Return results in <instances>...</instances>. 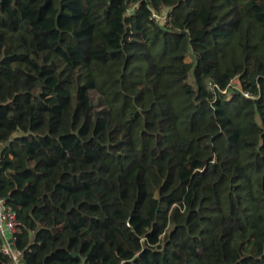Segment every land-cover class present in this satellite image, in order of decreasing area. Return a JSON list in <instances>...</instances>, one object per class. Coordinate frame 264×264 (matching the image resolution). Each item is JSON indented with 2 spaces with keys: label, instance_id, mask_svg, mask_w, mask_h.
I'll return each mask as SVG.
<instances>
[{
  "label": "trees",
  "instance_id": "obj_1",
  "mask_svg": "<svg viewBox=\"0 0 264 264\" xmlns=\"http://www.w3.org/2000/svg\"><path fill=\"white\" fill-rule=\"evenodd\" d=\"M0 196L20 264H264V0H0Z\"/></svg>",
  "mask_w": 264,
  "mask_h": 264
},
{
  "label": "built area",
  "instance_id": "obj_2",
  "mask_svg": "<svg viewBox=\"0 0 264 264\" xmlns=\"http://www.w3.org/2000/svg\"><path fill=\"white\" fill-rule=\"evenodd\" d=\"M149 18L155 20L160 25H168V19L165 13H157L155 10H152ZM237 78L238 75H235L230 80L229 87L221 91L226 92L228 89L231 91L235 87ZM209 85L211 86V83ZM243 95L250 97L248 92H243ZM20 231L21 228L17 220L16 211L6 202L4 197L0 196V238L2 241L0 251L9 258L10 264H20L23 252L16 247V241ZM79 264L88 263L83 260Z\"/></svg>",
  "mask_w": 264,
  "mask_h": 264
},
{
  "label": "rangeland",
  "instance_id": "obj_3",
  "mask_svg": "<svg viewBox=\"0 0 264 264\" xmlns=\"http://www.w3.org/2000/svg\"><path fill=\"white\" fill-rule=\"evenodd\" d=\"M133 9L132 8H129L128 12H131ZM167 12V10H166ZM186 62H194L195 61V55L194 53L190 50L186 56H185V59H184Z\"/></svg>",
  "mask_w": 264,
  "mask_h": 264
},
{
  "label": "water",
  "instance_id": "obj_4",
  "mask_svg": "<svg viewBox=\"0 0 264 264\" xmlns=\"http://www.w3.org/2000/svg\"><path fill=\"white\" fill-rule=\"evenodd\" d=\"M73 255H76V253H73Z\"/></svg>",
  "mask_w": 264,
  "mask_h": 264
}]
</instances>
